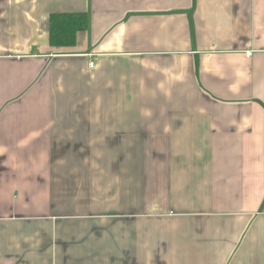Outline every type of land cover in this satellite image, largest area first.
<instances>
[{"label": "crops", "instance_id": "1", "mask_svg": "<svg viewBox=\"0 0 264 264\" xmlns=\"http://www.w3.org/2000/svg\"><path fill=\"white\" fill-rule=\"evenodd\" d=\"M0 264H264V0H0Z\"/></svg>", "mask_w": 264, "mask_h": 264}, {"label": "trees", "instance_id": "2", "mask_svg": "<svg viewBox=\"0 0 264 264\" xmlns=\"http://www.w3.org/2000/svg\"><path fill=\"white\" fill-rule=\"evenodd\" d=\"M88 27V17L79 14H57L49 19V43L51 47H71L76 35Z\"/></svg>", "mask_w": 264, "mask_h": 264}, {"label": "built area", "instance_id": "3", "mask_svg": "<svg viewBox=\"0 0 264 264\" xmlns=\"http://www.w3.org/2000/svg\"><path fill=\"white\" fill-rule=\"evenodd\" d=\"M89 67L92 68V67H93V64L90 63V64H89Z\"/></svg>", "mask_w": 264, "mask_h": 264}]
</instances>
